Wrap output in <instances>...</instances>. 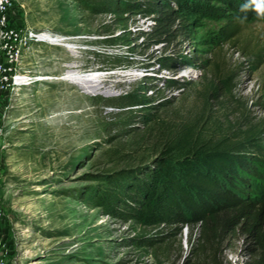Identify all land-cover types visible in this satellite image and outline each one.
<instances>
[{"label": "rangeland", "instance_id": "obj_1", "mask_svg": "<svg viewBox=\"0 0 264 264\" xmlns=\"http://www.w3.org/2000/svg\"><path fill=\"white\" fill-rule=\"evenodd\" d=\"M195 13L188 34L174 42L183 66L173 72L149 67L162 53L155 47L138 57V67L105 72L89 52L110 51L98 35L109 17L90 16L73 0L11 1L7 29L0 32V261L208 264L189 248L197 229H174L155 252L131 239L165 235L168 228L142 230L75 196L86 185L85 174L137 164L187 128L193 138L216 143L235 142L255 126L264 145V22L241 26L234 44L216 46L212 33L223 23L208 12ZM151 25L136 17L128 29L148 31ZM10 30L15 40L5 34ZM260 52L255 62L252 56ZM145 74L153 78L148 94L156 122H137L138 129L126 136L119 126L123 113L101 99L124 94ZM225 78L231 80L230 95L222 89ZM166 79L180 88L164 86ZM252 248L241 234L226 236L218 264H252Z\"/></svg>", "mask_w": 264, "mask_h": 264}, {"label": "trees", "instance_id": "obj_2", "mask_svg": "<svg viewBox=\"0 0 264 264\" xmlns=\"http://www.w3.org/2000/svg\"><path fill=\"white\" fill-rule=\"evenodd\" d=\"M73 1L90 16L109 17L103 25L107 28L98 35L110 51L89 52L100 61L98 69L105 72L138 67V57L155 47L161 48L162 53L154 57L149 67L173 72L183 66L184 57L175 52L174 42L187 33L186 24L195 12H208L223 23L212 33L216 46L234 44L241 26L264 22V16L254 10L241 11L244 0ZM199 2H214L217 7L207 8ZM184 3L191 8L186 9ZM136 17L150 20V30H129V22ZM260 56L261 52L252 57L260 62ZM145 58L150 60V56ZM163 81L168 88L181 86L174 79ZM220 81L226 95H230L231 80ZM152 82L153 78L145 74L124 94L101 99L105 106L123 113L119 120L125 130L123 135L136 131L137 122L143 126L156 122V105L148 94ZM209 88L210 93L216 89ZM167 103L165 100L159 105ZM259 134L257 127H248L235 142L210 143L193 138V130L187 128L172 144H163L137 164L85 174L86 185L75 196L103 215L142 230L169 229L165 235L132 238L137 247L156 252L173 237L174 229L195 228L199 235L189 243L192 255L198 261L202 258L208 264H218L225 237L241 234L253 247L252 264H264V145Z\"/></svg>", "mask_w": 264, "mask_h": 264}, {"label": "built area", "instance_id": "obj_3", "mask_svg": "<svg viewBox=\"0 0 264 264\" xmlns=\"http://www.w3.org/2000/svg\"><path fill=\"white\" fill-rule=\"evenodd\" d=\"M12 0H0V32L3 30H6V21H7V11L11 5ZM6 35H9L10 37H14L15 35L13 33V30H10L9 32L5 33ZM3 219L2 212L0 211V220ZM0 264H6L3 261H0Z\"/></svg>", "mask_w": 264, "mask_h": 264}, {"label": "clouds", "instance_id": "obj_4", "mask_svg": "<svg viewBox=\"0 0 264 264\" xmlns=\"http://www.w3.org/2000/svg\"><path fill=\"white\" fill-rule=\"evenodd\" d=\"M248 10H254L259 15L264 16V0H244L241 6V11L246 12ZM247 17H241L246 19Z\"/></svg>", "mask_w": 264, "mask_h": 264}, {"label": "bare ground", "instance_id": "obj_5", "mask_svg": "<svg viewBox=\"0 0 264 264\" xmlns=\"http://www.w3.org/2000/svg\"><path fill=\"white\" fill-rule=\"evenodd\" d=\"M78 78V80H80L81 81V79L79 78V77H77Z\"/></svg>", "mask_w": 264, "mask_h": 264}]
</instances>
